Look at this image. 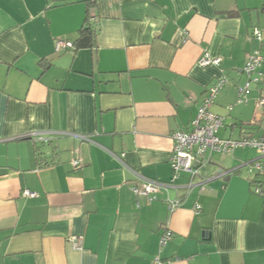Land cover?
Here are the masks:
<instances>
[{
	"label": "crops",
	"instance_id": "crops-1",
	"mask_svg": "<svg viewBox=\"0 0 264 264\" xmlns=\"http://www.w3.org/2000/svg\"><path fill=\"white\" fill-rule=\"evenodd\" d=\"M88 10L94 46L55 52ZM254 51L260 93L237 104ZM219 79L218 136L264 139V0H0V264H264V157L214 152L172 180L171 135ZM147 180L152 202L132 191Z\"/></svg>",
	"mask_w": 264,
	"mask_h": 264
},
{
	"label": "built area",
	"instance_id": "built-area-1",
	"mask_svg": "<svg viewBox=\"0 0 264 264\" xmlns=\"http://www.w3.org/2000/svg\"><path fill=\"white\" fill-rule=\"evenodd\" d=\"M90 20L95 21L93 13H90ZM252 36L261 42L263 40L262 33L258 28L252 30ZM73 44L64 40H57L54 45L55 52L61 50L72 49ZM263 59L258 51L247 54L246 61L240 70V73L245 76L246 81L243 86L238 87L237 104L246 101V95L251 89V86H256L260 83L262 73L260 67ZM221 59L212 57L209 53L204 52L197 59V65L200 67L219 66ZM227 83L226 79H219L214 85L209 87L206 96L198 107L196 117L191 122V130L187 132H175L171 135L173 141L172 154L170 158V166L172 170V180L179 177L181 172L197 174L199 167L208 161V155L214 152L231 154L237 148H253L257 154L264 157V139L254 138L251 136H243L237 140L223 139L218 136V131L223 125V118L214 114L210 108L214 103V98L219 90ZM264 106V97L258 96L256 107ZM227 109H231L229 106ZM74 166L79 165V160L73 161ZM249 171H254L259 178H264V163L255 160L249 164ZM160 184L152 181H144L140 188H132L134 194L145 198L148 202L156 200L157 193L160 189ZM256 194H261L260 188L253 189ZM22 195L29 198L37 197V193L27 189L22 191ZM179 202L177 200L166 202L169 212H173ZM199 210L200 207L195 208ZM170 233L166 232L160 240V244L164 245L169 239ZM74 248H79L78 240L71 239ZM151 264H167V262L155 258Z\"/></svg>",
	"mask_w": 264,
	"mask_h": 264
},
{
	"label": "trees",
	"instance_id": "trees-1",
	"mask_svg": "<svg viewBox=\"0 0 264 264\" xmlns=\"http://www.w3.org/2000/svg\"><path fill=\"white\" fill-rule=\"evenodd\" d=\"M95 34L96 31L93 22L90 20V14L88 10L84 24L78 32V37L74 41V43H72L73 48L68 50H72L75 52L81 49L92 48L94 46ZM41 66L44 70L47 68V64L42 63Z\"/></svg>",
	"mask_w": 264,
	"mask_h": 264
},
{
	"label": "rangeland",
	"instance_id": "rangeland-1",
	"mask_svg": "<svg viewBox=\"0 0 264 264\" xmlns=\"http://www.w3.org/2000/svg\"><path fill=\"white\" fill-rule=\"evenodd\" d=\"M258 87H259V86H258ZM251 89H252V87H251ZM251 89H250V90H251ZM258 96H259V95H258Z\"/></svg>",
	"mask_w": 264,
	"mask_h": 264
}]
</instances>
